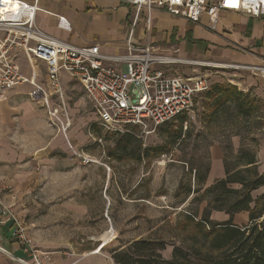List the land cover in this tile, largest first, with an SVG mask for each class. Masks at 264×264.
Here are the masks:
<instances>
[{
	"label": "rangeland",
	"instance_id": "374dc122",
	"mask_svg": "<svg viewBox=\"0 0 264 264\" xmlns=\"http://www.w3.org/2000/svg\"><path fill=\"white\" fill-rule=\"evenodd\" d=\"M98 11L100 12L95 13L101 16L102 22H93L88 17L87 19L91 21L88 22L90 24L88 33L92 32L94 36H106L112 40L117 35H124L127 32L128 39L133 8L130 11L128 24L117 28H113L115 22L110 20L112 16L105 14L114 15L113 12L108 9ZM144 20L141 15L138 25L134 28V40L139 45L151 46L148 40L152 28L146 29ZM137 27L141 30L137 31ZM108 31H111L110 34ZM181 51L187 54L192 53L193 49L187 45ZM158 67L163 68V66ZM168 70L170 74L184 76L205 72L204 75L211 86L218 83L229 84L227 81L232 83L234 77L236 79L239 77L237 73L245 77L251 73L248 70L220 71L204 66L180 64H172ZM63 74H60V79ZM70 80L77 84L72 78ZM70 93L81 101L79 110L76 106L73 107L77 112L71 114V127L67 131V138L71 141L72 148H69L63 135L62 144L52 150L49 148L46 132L50 129L49 126L56 125V121L49 120V116H46L47 124H44V119L27 122L26 129L31 136L18 140L16 144L25 153L23 156L26 159L28 156L32 157V148H36L37 167L33 169L27 165L21 170L25 177L23 186L3 191L8 194L13 190L18 195L17 202H5L1 194L0 199L24 220L31 244L46 253L48 260L54 256L66 257L75 262L80 261L81 255L84 257L87 255L92 261L82 262L83 264H115L111 258L113 251L125 250L135 240L164 243L160 255L163 259H171L174 248L185 249L191 242L189 238L192 229L185 224V217L194 215L199 221L209 209L208 199L201 201V198L206 187L216 180L212 183L206 181L204 185H198L194 180L195 172L204 173L209 168L208 141L214 139L217 143H221L226 150V164L234 169L233 164L238 153H234L232 138L235 135L231 136L232 131L224 129L203 128L201 121L203 99L197 97L194 108L187 115L188 121L183 127V131L186 128L189 131L188 139L150 163L144 164L134 159L113 160L108 157L107 152L114 147L115 133L124 132L126 129L108 131L94 124L97 120L96 116L82 90L72 89ZM55 96L58 97L59 104H66L67 109V96L63 92L62 99L58 95ZM72 101L71 99L69 103L70 109L73 106ZM258 116L262 120V128L251 130L247 135L243 134L242 138L237 136L240 146L238 150H254L256 153V148L264 143V101ZM228 120L233 121L232 117ZM169 125L174 126L176 123ZM53 127L57 128V126ZM70 134L75 136L77 143L71 140ZM136 135L141 139L143 147L160 146L165 141L158 129L145 134L139 130ZM27 146H30L29 150ZM73 150L87 155L92 162L83 163L74 155ZM33 173L37 175L36 179L33 178ZM188 187L192 191H199L192 192V195L186 198L184 192ZM237 187V184L232 185V188ZM260 193L261 190H257L252 194L257 197ZM241 213H237L239 215L233 218V224L236 226L248 224L247 213ZM208 217L218 223L229 219L223 211H211ZM104 238L107 245L101 253L91 254L100 249Z\"/></svg>",
	"mask_w": 264,
	"mask_h": 264
},
{
	"label": "built area",
	"instance_id": "2783aa9c",
	"mask_svg": "<svg viewBox=\"0 0 264 264\" xmlns=\"http://www.w3.org/2000/svg\"><path fill=\"white\" fill-rule=\"evenodd\" d=\"M133 8V15L125 54L107 55L99 45L82 47L66 43L43 32L35 22L36 5L15 0L16 10L8 11L7 0H0V88L9 89L29 83L33 89L29 97L42 103L48 115L56 121L69 148L67 140L70 119L63 104L60 109L48 111L50 95L61 99L60 74L76 81L96 116V125L115 131L136 126L141 133H149L161 125L172 123L180 115H188L195 99L211 86L206 75H179L168 73L172 64L204 66L213 69L250 71L264 79V64L185 60L156 54L148 44L139 45L134 40V28L145 13L146 29L150 28V14L161 10L168 15L187 19L192 23L206 20V29L214 32L223 12H237L264 19V0H117ZM61 29L70 30L69 22L58 17ZM19 53L28 63L41 61L46 67L49 91L33 79L25 77L16 63ZM158 66H163L160 69ZM83 163L92 162L82 153L73 150ZM11 223L12 236L23 248L28 260L16 259L19 264H49L46 253L31 244L26 224L22 218L0 199V226ZM0 253H7L0 246Z\"/></svg>",
	"mask_w": 264,
	"mask_h": 264
},
{
	"label": "crops",
	"instance_id": "0c3cea01",
	"mask_svg": "<svg viewBox=\"0 0 264 264\" xmlns=\"http://www.w3.org/2000/svg\"><path fill=\"white\" fill-rule=\"evenodd\" d=\"M19 1H23L28 5H36L37 10L34 23L49 36L59 38L66 43L68 42L78 47L98 44L101 52L111 56L125 54L124 43L127 39V32L124 35H117L115 39L109 40L106 36H94L91 34L92 32L88 33L90 31V24L88 22H102L100 21L101 16L97 14L100 12L98 10L103 9L104 11L108 9L114 13V15L112 13H105L112 16L110 20H114L115 22L113 28L126 26L128 24V18L130 17V11L132 10V6L127 3L117 0ZM142 16L145 19V13ZM58 17H63L66 22H69L70 30L65 31L60 28L59 22H57ZM88 17L91 18V21L87 19ZM218 17L219 22L216 30L211 32L206 29L205 19H202L200 23L196 24L187 19L170 16L161 10L152 11L150 14V27L152 29L148 41L151 43L152 49L156 54L158 53L168 57L173 56L198 61L205 60L214 63L233 62L244 65L253 64L262 66L264 64V19L262 17L254 18L251 15L231 11L223 12ZM144 21L146 25V19ZM136 29L137 31L141 30L138 27ZM74 30L76 33H74ZM108 32L110 34L111 31ZM187 45L192 47V53L186 54V52L181 51ZM16 63L21 68V72L25 77L33 79L36 84L42 85L51 94L47 86L46 67L43 62L28 63L24 54L19 53L16 58ZM196 73L193 76L202 75L205 72L202 74ZM237 75L239 77L237 79L234 77L232 83L227 82L236 86L240 91L245 93L250 92L263 102L264 79L253 73L248 74L246 77L239 75V73ZM60 81L62 92L67 96V109L66 104H64V107L67 112L69 111L68 116L70 119L72 117L71 114L74 115L77 112L73 107L76 106L78 110L81 107V101L77 98L75 99L70 92L72 89H82L78 83L74 84L64 74L61 75ZM32 89L33 87L29 83H24L21 86L9 89L0 88V194L3 195L5 202L9 201L8 203L17 202L19 200L18 195L13 190L8 194H5L3 191L9 188L12 189L13 187L18 188V186H23L25 184V177H23L21 170L27 165L33 169L37 167V159L35 157L36 148H32V157L28 156L26 159L23 156L25 153L20 150L16 143H18V140L31 136L26 129L27 122L34 119H38L39 121L40 119H44V124L48 123L46 120V116H49L47 115V108L42 106L41 102L35 103L29 97V92ZM71 99L73 100L72 109H70L69 104ZM55 109L59 111L60 104L58 97L51 94L48 111ZM49 120L53 119L49 116ZM53 126H49L50 131L47 130L46 132L48 135L46 142L51 150L64 141L61 137L62 134L59 127L57 126V129ZM70 138L75 143L78 142L74 135H71ZM232 139L234 153H237L239 151L238 148H240L239 138L234 136ZM68 141L71 143L70 140ZM27 149L29 150L30 146H27ZM256 149L255 164L258 171L264 173V143ZM207 151L209 172L206 181L212 183L214 180H219L224 177L226 154L221 143L210 145ZM32 176L35 179L37 178L35 173ZM26 228L28 229L27 226ZM12 233L11 223L0 226V246L7 252L0 253V264H19L16 261L18 258L28 260L23 248L12 236ZM48 261L49 264H80L92 260L88 259L87 255L85 257L81 255L80 261L75 262L66 257L56 258L54 256Z\"/></svg>",
	"mask_w": 264,
	"mask_h": 264
},
{
	"label": "trees",
	"instance_id": "16d2710c",
	"mask_svg": "<svg viewBox=\"0 0 264 264\" xmlns=\"http://www.w3.org/2000/svg\"><path fill=\"white\" fill-rule=\"evenodd\" d=\"M198 97L203 99L201 121L206 130L224 129L232 131L231 136L242 138L243 134L247 135L249 131L263 126L258 116L263 102L250 92L240 91L234 85L218 83ZM229 117L233 121L228 120ZM187 121L188 117L184 114L174 119V126L169 123L161 125L158 132L163 134L165 141L160 146L143 147L136 135L139 132L136 126L127 127L121 133L117 131L114 147L107 152L108 157L150 163L189 138L187 128L183 131ZM214 143L217 141L210 139L208 147ZM235 159L234 169L226 164V160L224 177L203 192L201 201L208 199L209 209L202 219L197 221L194 215L185 217V224L192 229L191 242L185 249L174 248L172 258L163 259L160 251L164 249V243L135 240L125 250L113 251L111 258L115 264H264V173L257 169L254 150L240 149ZM208 172L209 168L204 173L195 172L194 180L198 185L206 183ZM236 184L238 187L232 188ZM257 190H261V193L254 197L252 193ZM198 191L188 187L184 196L190 197L192 192ZM211 211H223L229 219L222 223L211 221L208 217ZM241 212L247 213L248 224L236 226L233 217Z\"/></svg>",
	"mask_w": 264,
	"mask_h": 264
},
{
	"label": "bare ground",
	"instance_id": "6f19581e",
	"mask_svg": "<svg viewBox=\"0 0 264 264\" xmlns=\"http://www.w3.org/2000/svg\"><path fill=\"white\" fill-rule=\"evenodd\" d=\"M15 6H16V4H15V0H7V6H6L5 9H7L8 11H11V10L14 11V10L17 9ZM106 243H107L106 238H104V239H103V243H102L100 249L97 250V251H93V252H91V254H93V255H97V254L101 253V251H102V250L104 249V247L107 245Z\"/></svg>",
	"mask_w": 264,
	"mask_h": 264
}]
</instances>
